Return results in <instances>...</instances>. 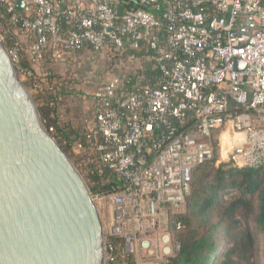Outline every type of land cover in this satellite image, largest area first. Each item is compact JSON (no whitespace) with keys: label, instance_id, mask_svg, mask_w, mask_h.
Here are the masks:
<instances>
[{"label":"built area","instance_id":"obj_1","mask_svg":"<svg viewBox=\"0 0 264 264\" xmlns=\"http://www.w3.org/2000/svg\"><path fill=\"white\" fill-rule=\"evenodd\" d=\"M16 2L0 0L15 36L8 50L24 78L46 74L47 58L54 69L78 66L84 52L112 66L85 93L94 117L87 140L101 136L94 152L122 180L93 194L107 263L116 237L132 264H168L179 247L172 227L184 226L172 214L185 211L193 168L213 156L217 129L232 124L246 136L229 154L234 166L264 163L263 0H122V12L120 0H25L24 11ZM128 46L146 48L160 76L131 83L116 67ZM141 62L129 57L124 69Z\"/></svg>","mask_w":264,"mask_h":264},{"label":"water","instance_id":"obj_2","mask_svg":"<svg viewBox=\"0 0 264 264\" xmlns=\"http://www.w3.org/2000/svg\"><path fill=\"white\" fill-rule=\"evenodd\" d=\"M105 240L87 179L0 36V264H107Z\"/></svg>","mask_w":264,"mask_h":264},{"label":"trees","instance_id":"obj_3","mask_svg":"<svg viewBox=\"0 0 264 264\" xmlns=\"http://www.w3.org/2000/svg\"><path fill=\"white\" fill-rule=\"evenodd\" d=\"M121 1L118 3L119 12H122ZM0 23L6 27L5 44L9 48L15 42V36L1 4ZM146 53V48L137 50L128 46L121 55L122 62L116 67L122 68L129 57L142 60L139 68L122 70L131 78V83H150L160 76L154 62L144 59ZM22 63L31 66L26 54L22 55ZM42 67L46 74L35 71L32 77L25 79L28 86L36 88L35 99L40 103L45 123L53 128V135L74 157L94 194L120 188L122 180L94 152L95 143L102 140L101 136L88 141L89 127L76 121L72 109L68 110L67 104L61 103L70 100L67 98H71V94L81 92H69L70 87L76 86L73 82L79 77H75L71 69L65 73L55 72L48 58ZM79 144L83 145V153ZM214 146L213 156L193 168L185 211L172 214V219H180L184 226L180 229L172 227L173 239L179 247L176 254L168 258V264H264V163L256 167H238L220 162L216 167L215 163L219 162L216 139ZM212 170H216L217 174L213 181H209L207 177ZM230 189L240 190L241 193L226 197ZM111 240L117 246L116 256L107 264L134 263V257L124 253L122 240L116 237Z\"/></svg>","mask_w":264,"mask_h":264},{"label":"rangeland","instance_id":"obj_4","mask_svg":"<svg viewBox=\"0 0 264 264\" xmlns=\"http://www.w3.org/2000/svg\"><path fill=\"white\" fill-rule=\"evenodd\" d=\"M8 27V26H7ZM5 25L0 23V36L1 38L3 39L4 43L6 42V37L4 36V30H5ZM107 59V57H106ZM80 63L77 65H73V66H62V67H59V68H55L53 69L55 72L57 73H65L67 70H70L75 74L74 76L75 77H79V80L75 79L73 82V84H76V86H72L69 88V92L73 93L75 91H78L80 90L81 93H78L80 95L86 93V90H89V91H92L94 90L98 85L102 84L109 76L110 74L108 73V70H109V67H112V66H109V62H102V63H99V61L97 60H94V57L91 56V53H83L80 57ZM126 66H123V68H125ZM21 77L24 79V81L26 82V79L21 75ZM29 88L31 89L34 97L35 95L37 94V91H36V88L32 87V86H29ZM67 99H70L71 101L74 99L72 98H67ZM70 100H65L64 102H61V103H65L67 104V109H71V106L69 104L72 105V102ZM37 101V100H36ZM38 103V102H37ZM40 103H38L39 105ZM63 105V104H61ZM64 106V105H63ZM219 137H218V140H217V144L219 146V150H218V153H219V162L217 161L215 163V166L217 167L218 164L220 162H225V163H231L229 161V154H228V149L227 150H224L222 152V147H221V143L219 141ZM64 145V144H63ZM65 146V145H64ZM72 154V153H71ZM71 157V156H70ZM73 157V156H72ZM71 157V158H72ZM74 158V157H73ZM72 158V159H73ZM75 162V161H74ZM77 165V164H76ZM217 174L216 170H212L210 172V175H208L207 179L209 181H213L214 178H215V175ZM91 187V186H90ZM241 191L240 190H237V189H230L229 190V193H228V190H227V195L226 197H230L231 195H235V194H240ZM94 194V193H93ZM250 198V197H249ZM253 200H256L254 197H253ZM255 204H257V202L255 201L254 202ZM98 205V203H97ZM99 208V206H98ZM101 215V214H100ZM252 215H250V218L252 219L251 217ZM107 217H112L111 216H107ZM259 264H263L262 262L259 263Z\"/></svg>","mask_w":264,"mask_h":264},{"label":"crops","instance_id":"obj_5","mask_svg":"<svg viewBox=\"0 0 264 264\" xmlns=\"http://www.w3.org/2000/svg\"><path fill=\"white\" fill-rule=\"evenodd\" d=\"M264 1V0H263ZM56 68L62 67L61 65L55 66ZM68 71V70H67ZM81 93V92H80ZM70 97L73 99L71 109L74 118L78 122H82L85 126L90 127L94 121L92 114L93 104L92 96L87 94H71ZM217 138L221 143L222 152L228 149V154L238 144H243L246 140V136L243 133L236 132L232 124H227L216 131Z\"/></svg>","mask_w":264,"mask_h":264},{"label":"flooded vegetation","instance_id":"obj_6","mask_svg":"<svg viewBox=\"0 0 264 264\" xmlns=\"http://www.w3.org/2000/svg\"><path fill=\"white\" fill-rule=\"evenodd\" d=\"M264 3V2H263Z\"/></svg>","mask_w":264,"mask_h":264}]
</instances>
